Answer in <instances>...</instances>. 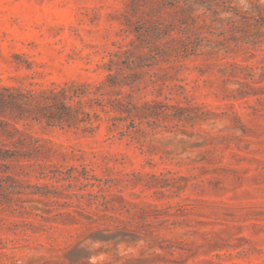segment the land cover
<instances>
[{
	"label": "rangeland",
	"instance_id": "374dc122",
	"mask_svg": "<svg viewBox=\"0 0 264 264\" xmlns=\"http://www.w3.org/2000/svg\"><path fill=\"white\" fill-rule=\"evenodd\" d=\"M0 82L135 119L18 122L42 151L0 170V264H264V0H0Z\"/></svg>",
	"mask_w": 264,
	"mask_h": 264
},
{
	"label": "trees",
	"instance_id": "16d2710c",
	"mask_svg": "<svg viewBox=\"0 0 264 264\" xmlns=\"http://www.w3.org/2000/svg\"><path fill=\"white\" fill-rule=\"evenodd\" d=\"M125 32H130V30ZM161 32V30L156 32L157 36L160 37ZM131 33L134 32L131 31ZM136 33L142 43L156 45L155 34ZM135 43H131L130 46H134ZM130 52L132 49L113 56L119 58L122 55H128ZM111 64H115V59L111 60ZM109 76L112 77V75ZM104 85H112L113 87L114 84L105 83ZM87 86L89 85L54 86L52 89L39 92L26 87L3 85L0 82V170L2 173L17 169L20 172H25L27 168L35 165V163H25V161L30 162L41 154V139L18 127V122L24 119L30 118L48 126L58 124L77 129L82 127L85 131L93 129L94 119H101L111 122L116 131L121 127L122 131L118 132L120 136L123 137L128 134L130 127L123 123L130 119L131 114L124 116L126 113L123 110L125 99L106 97L109 93L102 92L103 85L97 86L96 91L93 92H89ZM95 106L101 108L100 112L96 110L87 111L88 108L93 109ZM131 118V125H134L135 119L134 117ZM39 166L44 167L41 164ZM77 206L79 207L78 204ZM162 221L168 222L169 220ZM166 249L169 251L168 254L175 258L168 260V262L180 264L175 257V244L169 245ZM156 258L161 257L156 256ZM210 264L223 263L210 262Z\"/></svg>",
	"mask_w": 264,
	"mask_h": 264
}]
</instances>
